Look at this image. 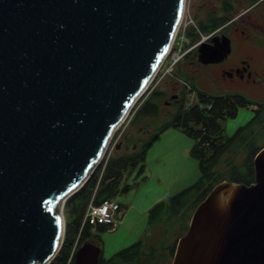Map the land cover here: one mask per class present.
Segmentation results:
<instances>
[{"label":"water","instance_id":"obj_1","mask_svg":"<svg viewBox=\"0 0 264 264\" xmlns=\"http://www.w3.org/2000/svg\"><path fill=\"white\" fill-rule=\"evenodd\" d=\"M187 0H0V264H50L66 200L104 159L163 66ZM216 34L204 63L229 55ZM255 182L223 181L195 209L172 264H264V147ZM82 245L75 264H98Z\"/></svg>","mask_w":264,"mask_h":264},{"label":"trees","instance_id":"obj_2","mask_svg":"<svg viewBox=\"0 0 264 264\" xmlns=\"http://www.w3.org/2000/svg\"><path fill=\"white\" fill-rule=\"evenodd\" d=\"M239 3L237 0H216L218 9L215 7L207 10L205 17L198 19L196 25L204 34H209L219 29L233 18V15L228 16V12L233 11ZM189 31L195 32L197 29L194 25H191L188 29ZM191 55H197V51H191L186 57L188 58ZM180 68L181 66L178 65L175 72L181 78L186 77L188 84L183 85L185 89L180 92L179 98L171 103L175 107V112L173 114L170 113V117L160 127L153 128L151 133H148L147 129L144 130V127L141 128L142 132L147 134V136L136 138L127 148L132 149V151L124 153L115 161L112 160L111 156L107 161L105 171L99 182L101 169L96 170L85 185L66 200L64 207L66 216L64 241L56 257L50 264H67L90 199L94 196L96 203L112 199L113 194L120 185V179L128 163L132 162V164H136L144 161L148 148L168 128H182L189 136L195 138L196 142L191 153L198 160L201 178L195 184L176 195L166 196L157 202L150 210L149 217L151 222L155 219L157 221H161L162 219L178 220L181 209H185L184 213L188 212L187 218L182 217V223L179 224L183 225L184 231H187L189 221L193 215L192 212H194L197 206L217 184L223 181L246 184L255 182L254 159L256 154L264 147V143L260 144L261 135H259L260 128L257 125L258 117L254 116L248 125L241 127L233 135L225 134L222 123V121L230 117H235L241 107L252 106L255 103L243 94L214 95L209 93L199 87L195 79L191 78L185 69ZM150 86L136 103L131 124L140 116L153 117L155 114H159L161 109L160 102L165 103V101H168L169 97L165 89H162L158 85ZM187 91H189L188 93L196 92L199 102L189 104ZM172 96L174 94L170 95V99ZM124 137L128 139L127 136ZM118 144H120L119 141H117ZM134 145L137 147L135 150ZM242 152L244 153L243 160L236 161V158ZM227 154H230V156L226 157ZM223 158H225L227 163L226 170L220 168ZM142 167L144 166L142 165ZM125 189L127 190L128 186ZM186 222H188L187 225ZM107 229H109L107 226L99 224L93 232L91 226L86 225L82 231L80 242L86 236ZM175 241L177 242L178 240ZM176 242L173 244L172 252L175 250ZM144 244V241L140 239L131 248L136 249L137 252L141 251L142 255L144 250L141 247H144ZM155 249L154 246H151L148 254L150 255V259L142 261V264L155 263L153 259V251ZM73 264H75V261Z\"/></svg>","mask_w":264,"mask_h":264},{"label":"rangeland","instance_id":"obj_3","mask_svg":"<svg viewBox=\"0 0 264 264\" xmlns=\"http://www.w3.org/2000/svg\"><path fill=\"white\" fill-rule=\"evenodd\" d=\"M237 1L241 4V7L239 6L240 4L238 5L241 11L252 4L251 1L254 0ZM215 7L218 9L216 0H187L186 18L190 19L191 17L195 23H197L198 19L205 17L207 10H211ZM234 17L235 15L233 18ZM231 19L229 21H231ZM199 37L201 36L198 31L188 32V38L191 43L199 40ZM189 47H192V44H190ZM186 48H188V46H186ZM193 50L197 51V49ZM186 56L178 64L183 70L185 69L188 73L190 71L192 76H197V80L198 77L201 78V76H210L212 71L210 69L211 67H204L201 69L196 64H190L188 60H186ZM177 67L172 72L173 74H167L163 79H160L166 68L162 69L151 83L152 86L158 85L167 91L169 97L168 101L170 100V95L174 94L175 97V95L180 94V92L185 89L183 85L188 84L186 82L188 81L186 77L181 78L178 76V73L175 72ZM174 81H176L177 84ZM196 83L199 87L204 89L205 86L203 87L198 82ZM188 92L189 91H187V93ZM211 93L214 95L224 94V92L218 89ZM187 100L189 104L199 102L196 92L188 93ZM160 103L161 109L159 114H155L153 117L140 116L131 124L134 113L133 110L129 117L116 130L103 161L107 158L109 159L111 156L112 160L115 161L124 153L132 151V149H127L128 146L139 136H147V134L142 132L141 128L144 127V130L147 129L148 133H151L153 128L160 127V125L170 117V113L173 114L175 112V107L172 104L167 103V101H165V103ZM254 108L253 105L241 107L235 117H230L222 121L225 134L233 135L238 129L248 125L255 116ZM258 126V128H260V131L258 129L259 135H261L260 144H263L264 125ZM124 136H127L128 139ZM117 141H119L120 144L117 145ZM195 142V138L189 136L182 128L171 127L160 134L148 148L144 161L136 164H132V162L128 163L120 179V185L112 196V199L121 204L122 215L118 218L114 229L108 227L109 229L105 231L95 232V234L101 236L103 241H105L104 256L106 258L113 256L119 250L129 247L140 239L144 241V247L156 245L158 248H166V246L176 242L175 240L186 233L183 225L181 226V224H179L182 223V217L187 218L188 212L184 213L185 209H181L178 220L174 219L171 221L162 219L161 221H157L155 219L151 222L149 216L151 208L160 201L158 198L162 196L164 192H167L168 196L176 195L195 184L201 178L198 160L191 153ZM134 147L135 150L137 147L136 145H134ZM228 156H230V154L226 155V157ZM243 157L244 153L242 152V154L236 158V161H242ZM142 165L144 167H142ZM226 166L227 163L225 158H223L220 168L226 170ZM99 181L100 179H98V182ZM126 186H128L127 190L125 189ZM63 213L65 216V211ZM187 224L188 222H186V225ZM158 258L160 263L165 260L164 255L158 256Z\"/></svg>","mask_w":264,"mask_h":264},{"label":"flooded vegetation","instance_id":"obj_4","mask_svg":"<svg viewBox=\"0 0 264 264\" xmlns=\"http://www.w3.org/2000/svg\"><path fill=\"white\" fill-rule=\"evenodd\" d=\"M251 2L252 4L241 11V4H238L240 7L236 5L233 11L228 12V16L235 15V17L217 29L216 34H226L230 38L231 51L228 56L221 61L213 63L200 61L198 55H191L186 60L190 64H196L201 69L211 67L210 76H201V78L198 77V80L197 76H192L189 71L190 77L195 78V81L203 87H207H204V90L209 93L218 89L224 92V94L238 93L250 98L255 103L253 106L255 107L254 114L258 117L257 125H264V0H254ZM210 41L211 39L205 42ZM174 82L177 84L176 81ZM178 98L179 94L175 95V97L172 96L167 103L171 104ZM87 243L100 246L101 253L98 264H142V261L150 259V255L148 254L151 246L141 247L144 250L141 255V251L137 252L136 249L131 248L135 244L133 243L129 247L119 250L113 256L106 258L104 256L105 241H103L101 236L92 234L82 238L79 248ZM173 244L166 246V248L154 246L155 248L157 247L153 251L154 264L173 263L178 241L176 242L174 252H172ZM127 250L129 251L127 252ZM162 255H164L165 260L160 263L158 256Z\"/></svg>","mask_w":264,"mask_h":264},{"label":"built area","instance_id":"obj_5","mask_svg":"<svg viewBox=\"0 0 264 264\" xmlns=\"http://www.w3.org/2000/svg\"><path fill=\"white\" fill-rule=\"evenodd\" d=\"M186 10L183 20L180 24V27L176 33L171 48L168 52L167 58L163 66L157 73V75H159L160 71L166 68L165 72L160 77V79H163L164 76L167 74H171L175 70L177 65L185 58V56L191 52V50L197 49L203 42L210 40L217 33V30L209 34L202 33L198 28V26L196 25L195 21L191 17L190 19L186 18L187 16ZM191 25H194L196 27L197 31L200 33L201 36L200 39L194 43H191L190 39L188 38V29ZM190 44H192V47H189ZM186 46H188V48H186ZM107 160L108 158L105 159V161L102 160L101 164L96 169V170L101 169L99 174L100 180L105 171ZM121 212H122V207L118 201L114 199H107L101 203H96L95 198L93 196L88 202V205L86 207L81 228L73 243V247L71 249V253L67 264H72L75 261L80 245L81 234L86 225H90L93 232L97 229V226L99 224L110 227V229H114L117 224L118 218L122 215Z\"/></svg>","mask_w":264,"mask_h":264},{"label":"crops","instance_id":"obj_6","mask_svg":"<svg viewBox=\"0 0 264 264\" xmlns=\"http://www.w3.org/2000/svg\"><path fill=\"white\" fill-rule=\"evenodd\" d=\"M166 195L168 196L167 192H164V194H163L162 196H160V197L158 198V200L163 199L164 197H166Z\"/></svg>","mask_w":264,"mask_h":264},{"label":"bare ground","instance_id":"obj_7","mask_svg":"<svg viewBox=\"0 0 264 264\" xmlns=\"http://www.w3.org/2000/svg\"><path fill=\"white\" fill-rule=\"evenodd\" d=\"M176 36V35H175ZM173 74V73H172ZM64 212V211H63ZM73 264V263H72Z\"/></svg>","mask_w":264,"mask_h":264}]
</instances>
